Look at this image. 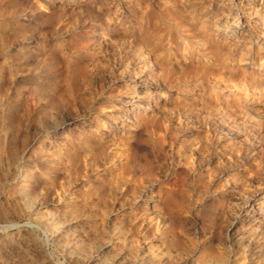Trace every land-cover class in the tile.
I'll return each mask as SVG.
<instances>
[{"label": "rangeland", "instance_id": "obj_1", "mask_svg": "<svg viewBox=\"0 0 264 264\" xmlns=\"http://www.w3.org/2000/svg\"><path fill=\"white\" fill-rule=\"evenodd\" d=\"M262 191L264 0H0V264H264Z\"/></svg>", "mask_w": 264, "mask_h": 264}, {"label": "bare ground", "instance_id": "obj_2", "mask_svg": "<svg viewBox=\"0 0 264 264\" xmlns=\"http://www.w3.org/2000/svg\"><path fill=\"white\" fill-rule=\"evenodd\" d=\"M242 26H244V23H239V21H232L231 22V24H230V26L228 27V30H227V32L228 33H230V35H232L233 37L236 35V32H241V27ZM232 192V191H231ZM234 192V191H233ZM237 193V192H236ZM235 193V194H236ZM232 194H234V193H232ZM247 198H249V197H247ZM251 198V197H250ZM249 198V199H250ZM259 200H257V198L256 199H251L250 200V208H249V210L245 213V214H241L240 213V215H239V217H238V222L239 221H244V222H254V223H256V222H258V216H257V213H256V210L257 209H259V208H261V205L264 203V191H262L261 192V194H259ZM247 202V201H246ZM259 213H260V211H259ZM259 215V214H258ZM238 216V215H237ZM260 217V216H259ZM262 217V216H261ZM260 217V218H261ZM237 220V219H236ZM235 220V221H236ZM235 223V222H234ZM245 224H247V223H245ZM241 225H242V222H241ZM247 231V230H246ZM246 231H244V232H246ZM253 231V230H252ZM254 231H256V230H254ZM242 233V232H241ZM244 237H245V235H244ZM249 238V237H248ZM247 239V238H246ZM245 240V239H244Z\"/></svg>", "mask_w": 264, "mask_h": 264}]
</instances>
